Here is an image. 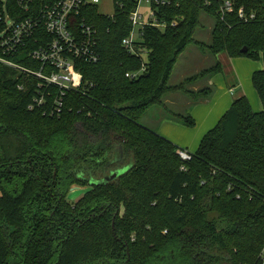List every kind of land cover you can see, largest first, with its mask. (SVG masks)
Instances as JSON below:
<instances>
[{
    "label": "trees",
    "instance_id": "16d2710c",
    "mask_svg": "<svg viewBox=\"0 0 264 264\" xmlns=\"http://www.w3.org/2000/svg\"><path fill=\"white\" fill-rule=\"evenodd\" d=\"M115 1L114 17L82 9L100 60L76 62L82 85L61 113L30 108L35 81L0 62V264H264V66L252 75L263 109L236 96L190 159L159 133L163 119L196 125L192 107L213 96L222 55L264 65V0H232L233 13L224 0L158 5L168 25L144 27L146 56L122 45L136 3ZM203 12L215 19L214 64L172 84L181 54L204 48ZM74 186L88 190L72 203Z\"/></svg>",
    "mask_w": 264,
    "mask_h": 264
},
{
    "label": "built area",
    "instance_id": "2783aa9c",
    "mask_svg": "<svg viewBox=\"0 0 264 264\" xmlns=\"http://www.w3.org/2000/svg\"><path fill=\"white\" fill-rule=\"evenodd\" d=\"M99 0H0V62L16 69L35 81L36 93L30 108L35 105L51 114L61 113L65 98L81 87V74L76 62L97 63L100 60L98 29L80 17L86 6L97 5ZM114 8L124 4L113 0ZM136 7L129 14L132 28L122 40L129 53L146 56V48L138 47L145 26L165 29L167 23L158 19L157 6L170 5V0H134ZM148 4V11H141V4ZM235 2L224 0L223 13H233ZM245 21L255 18L244 7L238 10ZM111 17L115 16V12ZM175 21L171 25H175ZM130 77V73L126 74ZM24 85L20 86L23 88ZM49 105V109L46 107ZM179 156L191 158L182 148ZM182 169H185L182 167ZM264 262V248L260 254Z\"/></svg>",
    "mask_w": 264,
    "mask_h": 264
},
{
    "label": "crops",
    "instance_id": "0c3cea01",
    "mask_svg": "<svg viewBox=\"0 0 264 264\" xmlns=\"http://www.w3.org/2000/svg\"><path fill=\"white\" fill-rule=\"evenodd\" d=\"M220 60L223 64V71L220 73L224 75L228 89L233 94L238 92L236 96L245 94L248 99H251L249 100L252 103L253 110L256 112L261 111L263 109L262 101L261 99L258 101L256 94L252 90L246 89L239 66L245 65V70L249 69L253 75L254 71L261 69L263 64L261 62L259 64H245L241 58H229L226 55H222ZM217 75H214L211 79L215 86L213 96L195 104L191 110L192 116L196 120V125L191 128L170 119H163L159 125L160 134L181 148L188 151L189 148L197 150L203 136L217 125L234 100V97L229 96L223 86L221 87L222 84L219 86L221 89H218L216 84H219L220 81Z\"/></svg>",
    "mask_w": 264,
    "mask_h": 264
},
{
    "label": "rangeland",
    "instance_id": "374dc122",
    "mask_svg": "<svg viewBox=\"0 0 264 264\" xmlns=\"http://www.w3.org/2000/svg\"><path fill=\"white\" fill-rule=\"evenodd\" d=\"M97 6H98L99 12L104 14V15H107V16L112 15L115 12L113 0H99V2L97 3ZM141 11L144 14L147 13L148 4L146 2H143L141 4ZM214 23H215V19L213 16H209L208 14H206L204 12L201 14L200 25L196 29L194 37H195L196 41H199L202 44H204V48L201 49L200 45H198L196 42L194 44H191L181 54L176 66H175V69H174V75L172 76L174 79L172 81V84L177 83V78H179L181 73H183V72L184 73L187 72V73H189V75H191V72H193V71H190L189 67H196L200 63L197 67L199 69H203L205 67H209V66H212L214 64L213 63V55L209 52V50L207 48H205V46L210 43V40H211L210 33H211V29H212ZM238 58H241L242 60H244L245 64H259V62H261L263 64V60H252V59H249L247 57H238ZM244 66L245 65H242V66L240 65L239 70H240L241 77L244 81L245 87H246V89L252 90L254 92V94H256L257 99L259 101L260 98H259L256 90L253 87L252 73L250 72L249 69H247V71H246ZM263 66H262V68H263ZM242 68H243V70H242ZM217 74H218L217 76H218L219 81H220L219 84H216L218 89L220 90L221 87L223 86V88L226 90L228 95L235 98L238 92H235L233 94L232 91L229 90L227 87V84H226L225 79H224V75L221 73H217ZM205 82H206V79H201V81H199L200 85H202V86L205 85ZM197 83H198V81H197ZM220 85H221V87L219 88ZM241 91H242V89H241ZM178 96L182 97V99H184V100L186 99L185 97H183L182 94H180ZM199 102H201L200 99L198 100V103ZM251 105H252V103H251ZM193 106H195V104ZM189 151L195 152V149L192 150V148H189ZM75 187H78V188L71 189L68 193V199L72 203L77 201L85 193V191L88 190V187H86V186L85 187L75 186ZM121 213H123V208L121 209Z\"/></svg>",
    "mask_w": 264,
    "mask_h": 264
},
{
    "label": "water",
    "instance_id": "95a60500",
    "mask_svg": "<svg viewBox=\"0 0 264 264\" xmlns=\"http://www.w3.org/2000/svg\"><path fill=\"white\" fill-rule=\"evenodd\" d=\"M245 50H246V48H245ZM118 174H119L118 171H117V172H113L112 174L106 176L105 179H104V181H105V182H108V181L114 179L115 177H117ZM75 188H78V187H73V189H75Z\"/></svg>",
    "mask_w": 264,
    "mask_h": 264
}]
</instances>
